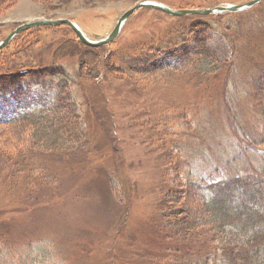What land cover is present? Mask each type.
I'll list each match as a JSON object with an SVG mask.
<instances>
[{
    "label": "rangeland",
    "instance_id": "1",
    "mask_svg": "<svg viewBox=\"0 0 264 264\" xmlns=\"http://www.w3.org/2000/svg\"><path fill=\"white\" fill-rule=\"evenodd\" d=\"M140 1L0 0V41L22 23L60 18L100 40ZM14 38L0 49L11 64L0 65V115L55 110L34 123L56 143L21 151L27 134L0 124V264H227L216 218L225 232L250 215L240 242L252 251L258 232L254 245H264V0L207 14L145 6L99 46L68 23ZM207 219L213 237H180Z\"/></svg>",
    "mask_w": 264,
    "mask_h": 264
},
{
    "label": "trees",
    "instance_id": "2",
    "mask_svg": "<svg viewBox=\"0 0 264 264\" xmlns=\"http://www.w3.org/2000/svg\"><path fill=\"white\" fill-rule=\"evenodd\" d=\"M223 13L221 14H218V15H222ZM32 30V29H30ZM27 31L24 30L19 34V36L23 33ZM18 34L16 35V37L18 36ZM15 42V38L12 40ZM12 44V42L10 43V45ZM7 48L8 45L6 46ZM3 50H6V49H3ZM8 63L10 64V59L8 57L4 58L3 61L0 62V65L3 64L4 65V69H6L7 71H9V68L10 66L8 65ZM6 64V65H5ZM11 65V64H10ZM1 76H3L2 74H0ZM7 75V74H5ZM7 77H0L1 80L5 79ZM58 107V109H67L65 108L66 107V104L64 102V98L63 96H61V103H60V106H56ZM261 108V106H260ZM55 111V110H53ZM53 111H51L50 113H48L46 110H41L39 112H36V113H24V114H16L15 116L11 117V119H9V121H4L2 120V116L0 115V124H7V126L9 127L10 125L14 124L15 128L17 131H20L22 129V131L20 132V134L22 133L21 135V139L23 140L25 138V135L27 134V138H28V144L26 146H22L21 145V148L19 150L21 151H25L27 150L28 148V145H32L34 147H36V145L39 146V143L40 142H45L47 140V135L48 134H45L44 133V128L40 127L39 125H36L34 122H38L40 119H45V120H48L49 119V115L53 116ZM47 113L49 115H47ZM14 118V119H13ZM68 118V116L66 117ZM232 120H234V115L231 116ZM53 119V118H52ZM51 119L48 120V122H50ZM52 122V121H51ZM31 126L30 130H29V126ZM35 126H36V129H35ZM236 127H239L240 125H235ZM236 129V128H235ZM6 140L7 137H5ZM49 141H46L45 143L46 144H55L56 140H52V139H48ZM4 143V142H3ZM7 144V143H6ZM257 144V143H255ZM0 146L3 147V148H6V145L5 144H1V140H0ZM37 148V147H36ZM16 152V151H15ZM232 180L233 179H230L226 182L223 183L222 186H225L227 184H230L232 183ZM192 181V180H191ZM195 182L193 181L192 184H188L191 185V188H194L196 189V186L194 185ZM176 185V184H175ZM228 186V185H227ZM170 199H171V194L169 195V200L168 202H170ZM216 201V197H213L212 200L208 203L209 205V208L212 210L213 208H211L213 206V203ZM171 208V206H170ZM167 209V208H166ZM173 210V211H172ZM170 211H172V217H171V221L174 220L175 223H179L180 220H181V216H177V214L175 213L177 210L176 209H172ZM170 211H167L166 210L164 211V214L168 216V213ZM213 216H215L216 213L212 212ZM224 214L221 216L223 217ZM221 224H224V221H222V219H218L216 218ZM168 220V219H167ZM211 221H216L215 219H212ZM222 221V222H221ZM245 221V222H244ZM202 222H205V221H202ZM236 221L234 219L231 220V222L229 224H226L228 225L229 228L226 227L225 229V232H221L222 228H225V226L221 227L222 225L219 224L218 227L216 228V230L218 229L219 232L218 234L220 235V239L223 235H228V236H224V238L222 240H226V242H222L223 244L227 245L228 248L225 249L226 250V255L225 256H222V258H224V262L225 263H229V264H264V245H261L260 246H256L254 245V240L253 239H256L257 235H258V232H251V237L249 238V241H250V244L253 247L252 251H248V246H243V243L244 242H240V235L246 230L248 229L247 227L248 226H251L252 223H254V217L252 215L249 216V219L247 220H240V222H237L235 223ZM167 223V222H166ZM246 224V225H245ZM245 225V227H244ZM217 226V224H214L213 222H210V219H207L206 222L202 225H201L197 228V232H194V231H191V230H184L182 232H179V234H181V238H183L184 240H188V241H191V240H194L204 234H209L213 237V234L215 233V229L213 230V228H215ZM232 230V233H226V230ZM177 228L175 229V233H177ZM202 231V235H200V232ZM194 232V233H192ZM207 232V233H205ZM177 233V234H178ZM226 233V234H225ZM249 233V232H248ZM255 233V234H254ZM254 234V235H253ZM239 238V239H238ZM219 238H217V241L220 240ZM212 240V239H211ZM214 242V240H212ZM211 241V243H213ZM221 241V240H220ZM231 242H233V247H235V249L237 250H232V247H229L231 245ZM215 243V244H214ZM214 248H213V252H218L219 250L216 248V240L214 242ZM241 247H243L244 249H242ZM247 247V248H246ZM223 249V248H221ZM260 249V251H259ZM260 252V254H258ZM207 254H205V257H206ZM211 257V256H210ZM210 259V260H209ZM208 257L206 258V261H205V264H211L210 261H212V263L214 264V260H211V258Z\"/></svg>",
    "mask_w": 264,
    "mask_h": 264
},
{
    "label": "water",
    "instance_id": "3",
    "mask_svg": "<svg viewBox=\"0 0 264 264\" xmlns=\"http://www.w3.org/2000/svg\"><path fill=\"white\" fill-rule=\"evenodd\" d=\"M262 0H250L246 3H230L228 5H219L214 8H173L169 5L164 3L154 1V0H143L129 8L125 11L118 19L114 29L112 32L105 38L100 40H92L82 30V28L72 19L69 18H60V19H40L31 22H25L18 25L15 29H13L3 40L0 41V49L5 47L11 40L23 30L40 26V25H58L61 23H68L71 27L75 30L79 38L86 43L87 45L91 46H99L103 44H107L113 41L118 34L121 32L122 27L124 26L126 20L130 17L132 13L142 7H153L159 10H162L166 13L171 15H184V14H207V13H218L222 11H241L246 8H249Z\"/></svg>",
    "mask_w": 264,
    "mask_h": 264
},
{
    "label": "bare ground",
    "instance_id": "4",
    "mask_svg": "<svg viewBox=\"0 0 264 264\" xmlns=\"http://www.w3.org/2000/svg\"><path fill=\"white\" fill-rule=\"evenodd\" d=\"M254 6V5H253ZM252 7V6H251Z\"/></svg>",
    "mask_w": 264,
    "mask_h": 264
}]
</instances>
